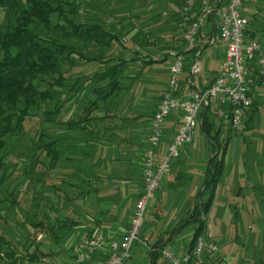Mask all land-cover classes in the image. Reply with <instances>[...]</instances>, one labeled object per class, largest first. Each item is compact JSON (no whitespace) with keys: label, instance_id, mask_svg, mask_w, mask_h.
Returning <instances> with one entry per match:
<instances>
[{"label":"trees","instance_id":"1","mask_svg":"<svg viewBox=\"0 0 264 264\" xmlns=\"http://www.w3.org/2000/svg\"><path fill=\"white\" fill-rule=\"evenodd\" d=\"M92 1L0 0V148L4 147V142L1 141L4 137L23 131L33 112L53 101L55 94L51 93V89L58 90V93L66 89L68 96L65 93L60 94L53 109L42 113L45 117L43 121L79 131L82 136L50 135V142L38 146L45 152L44 158H39L38 161L34 153L31 162L35 165L38 162L42 164L44 172L55 170L63 160L85 163L86 166L82 169L84 175L80 172L77 174L85 184L102 180L100 170L107 166L103 160H96V145L105 136L107 138V134L114 129L104 132L99 128V122L115 118V110L121 106L117 101L118 96L128 92L137 83L144 68L156 63L150 54L145 58L139 48L145 50L160 43L158 40H151L147 35L144 21L136 24L132 19L126 18L125 22L116 15L121 12L120 9L132 14L133 5L138 0H116L117 7L114 9L108 7L110 0H103L101 7L93 6ZM222 1L215 0L214 6L219 7ZM197 2L195 12H200L202 0ZM162 3L163 0H156L153 6H161ZM176 5L178 8L181 6L180 0H177ZM172 14L181 16L182 13L177 11ZM213 15L214 13L211 14ZM112 19L118 23H111ZM183 20L180 17L181 24L184 23ZM182 47L184 48L185 44ZM172 48L175 49V46ZM198 51L199 47L190 53L196 55ZM165 60L164 58L162 62ZM193 63L194 61L188 66L185 65L188 77L192 74ZM80 65L91 69L81 71L78 76L73 75L71 70ZM45 85L47 89H42ZM83 96L86 100L80 110L77 109L79 112L74 114L75 118L72 116L64 119V109L74 103L78 107ZM123 96L125 97L122 95V98ZM101 110L105 111V114L97 113ZM209 113L205 110L201 114L202 132L213 145L205 180L196 196V205L169 238L181 232L186 225H195L187 251L195 246L199 238H204L202 236L206 215L215 201L217 188L225 170L226 145L223 153L219 154L216 149L220 147L221 133L216 129L213 134L215 125L209 120ZM113 132L111 135H114ZM45 135L47 133L41 130L40 139ZM90 144L92 145L84 147ZM47 158L49 164L45 162ZM5 159L6 154L0 156V170L5 168ZM10 178L4 169L0 176V186L6 184ZM21 195L22 190L19 197L0 198V264L44 263L63 247L60 234L74 224L69 219L56 220L58 223L51 220L48 217L49 210L46 212L44 206L40 209L44 219H16L13 212L21 206ZM204 197L205 202L202 201ZM41 204L42 200L40 207ZM39 234L43 235L42 237L48 235L49 239L57 242L56 246L45 245L41 239L39 241L36 238ZM204 240L216 244L212 239ZM163 241L153 243L151 264H156V252H161L166 247ZM43 247H48L51 251H44ZM217 252L219 251L206 249L205 264L207 258L211 259ZM261 262L264 264L263 259Z\"/></svg>","mask_w":264,"mask_h":264},{"label":"crops","instance_id":"2","mask_svg":"<svg viewBox=\"0 0 264 264\" xmlns=\"http://www.w3.org/2000/svg\"><path fill=\"white\" fill-rule=\"evenodd\" d=\"M211 1L215 2V0ZM228 1L229 0H223L222 4ZM241 13L249 20L246 32L247 40L258 42L264 49V0H259L258 3L254 5H245ZM218 36V18L216 15L206 16L198 38L199 51L196 55L190 52L187 54L186 65L188 66L190 62L194 61L192 74L188 77V70L185 68L178 87L175 90L176 94L181 95L191 89L204 90L214 83L226 58V49L217 39ZM157 66L158 65L154 68L155 74L158 73ZM168 91L169 87L160 92L161 96ZM251 96L253 105L247 110L244 117L243 132L241 134L246 135V142L251 141V145L254 148L258 147V168L254 172L250 171L251 169H249L246 164L247 158L242 157L240 163H238L237 170L235 172L231 171V176L227 179L226 190L224 189L226 195H223V190L219 191V186H222L223 183H219L217 188L219 197L218 202L221 205H225L228 212H237V210L246 212L248 219L241 214L238 217L235 216L236 218H233L234 220H229V218L226 220L222 219L220 221L221 225H219V227L216 226L215 230H211L210 236L217 244L220 243L222 245L229 241L228 237L231 234V228L235 226H238V228L245 226L249 227L251 230L249 235L252 236L253 231L257 234L259 241L256 244L250 239V244L247 246L248 249L245 247L247 252L244 258L240 252L238 254L239 259H244L243 264H253L254 257H256V248H258L257 256L259 257V264H263L261 260H264V78L259 79L252 88ZM160 100L152 104L154 110L147 117L138 110L134 112L135 115L134 113L130 115L129 112H124V108L120 106L115 110L116 115L114 122H112L113 119H105L99 122V128L104 132H108L109 129H114V132L110 131L107 134V138L105 136V138L100 140L96 145V160H103L107 165L101 168L99 175L108 181L107 185L115 182L118 186H93L95 182L92 184L86 183L87 186L82 191L84 200H80L77 203L79 205L77 208L78 210H82V207L83 209L87 207V209L90 208L92 212H87V210L84 209V211L79 214L80 216L72 217V222H74L72 227L60 234L63 247L58 249L59 252L54 254L52 258L45 261L43 260L44 263L40 264H65L69 260H72V247L87 237H94L101 233L107 241H121L124 238L135 209L136 199H138V196L144 189L141 168L144 154L148 147V138L151 133L150 122L161 102ZM180 123V114H173L166 120L164 124L166 134L164 137L165 140H163L158 151L160 157L173 140ZM201 124L202 118L199 120L198 124L200 129L196 133L197 145L199 147L198 151L195 150L194 146V149H189V152L193 154L187 156L185 155L187 149L184 148L182 155L174 162L171 173L164 179L165 184L169 185L171 188L177 187L176 182L183 185H186L188 182L190 183V187L187 188L186 194L182 193L186 196L187 204H189H186L187 206L181 209L183 219L194 208V205H196L194 200L204 183L210 160L209 158L211 156L210 152L212 151V146L207 144L208 140L201 130ZM225 124L226 123H224V125ZM112 132L114 135H111ZM256 132L259 134V137H256L258 139L257 144L253 141L255 138L252 137L253 133ZM91 145L92 144L84 145V147ZM254 152H256L255 149ZM107 178L109 179L107 180ZM112 192L116 194V197L111 196L110 198L104 197L102 199V194L106 193L110 195ZM129 201L133 202V207L131 212L126 215L127 212H125V207L126 203ZM97 206L100 208V212L96 211ZM113 208L114 210L110 213ZM184 210L185 213H183ZM182 220L179 219L176 222L162 221L155 225L157 228L154 230L152 228L155 226L146 228L147 225L145 224L142 235L146 236L150 243L164 240L163 244L166 243V247L171 248L179 254L184 253L187 251L190 244L186 247L174 243L177 241V237L181 236L182 231L175 233L171 239H169L171 235L167 237L169 234L168 228L172 226L171 230L173 232V227L175 226L176 228ZM63 237L65 238L64 240ZM141 241L139 243H143ZM251 243H253V245ZM143 244L144 247L142 251H146L147 254L148 252L151 254V252L154 251L149 250L148 245L145 243ZM220 244L219 249L221 247ZM109 251L108 245L105 244L91 257L89 264L102 263L108 258ZM138 251H140L138 247H135L133 249V255ZM217 260L218 262L215 263ZM131 261L132 260L127 262V264H131ZM210 261V264H223L224 262L217 254H215ZM238 262L240 261L236 260L237 264Z\"/></svg>","mask_w":264,"mask_h":264},{"label":"rangeland","instance_id":"3","mask_svg":"<svg viewBox=\"0 0 264 264\" xmlns=\"http://www.w3.org/2000/svg\"><path fill=\"white\" fill-rule=\"evenodd\" d=\"M186 1L187 0H180L181 6L178 8L176 5L177 0H163L161 6L160 5L153 6L156 0H138L135 1V5H133L134 10L132 11V14L126 13L125 9L122 10L120 9L119 11L121 12H118V14H116L121 18V20L124 19L125 22H126V18L128 20L132 19L133 21H135L136 24H139L141 21H144V27L145 29H147V35L150 36V38H152L151 40H158V42H160L158 45L155 44L154 46H151L149 49L142 50L141 48H139L140 52L143 53L142 55L145 56V58L146 56H148V54H150L153 56V59L155 60L156 63H154L150 67H146L143 69V74L141 78L137 81V83H135L131 87V89H129L128 92L127 91L125 93L123 92L122 95H125V97L123 96L124 99L122 98V95L118 96L117 101H119L120 102L119 105H121V107L124 108V112H129L130 115H133V113L136 110H138L140 113H143L145 117L149 116L154 110V108H152L154 107L152 104H154V102L157 100L159 101L160 98L162 99L163 97V95L161 96L160 92H162L163 90L169 87V71L171 67L169 52L174 50L179 51V49L184 44L186 46L184 35L187 30L188 24H186L185 20H183L184 16H182ZM205 1H207V3L212 8L215 7L214 6L215 2L211 0H205ZM121 2H125V0H121ZM92 3L94 4L93 6L98 5L101 7V5H103L104 2L103 0H93ZM108 7L111 9L116 8L117 7L116 0H110ZM172 11L174 13L180 11L182 14L181 16L180 14H172L173 13ZM194 13L201 14V9L200 12L198 10ZM137 15L140 16L139 20ZM180 17L184 21L183 24L180 23ZM110 21L111 23H118V21L114 19ZM172 40H174L173 41L174 43L172 42ZM167 45L168 47H166ZM173 46H175V49L172 48ZM136 48L138 47L136 46ZM182 48L181 50H183ZM164 58L166 60L163 63L162 60ZM156 65H158L157 66L158 75L154 73V68ZM90 69L91 68L85 67V65L84 66L80 65L71 71L73 75L78 76L81 73V71L84 70L86 71ZM52 81L53 80H51V82ZM42 89H47V85L43 86ZM51 93L55 94V98L53 99V101H50L46 107L41 106L39 109H36L29 118V120L26 122V126L23 131L15 133V135L13 136L4 137L1 140L2 142H4V147L0 148V156L6 154V159L3 161L5 164V168L0 170V176L3 170L6 169L8 175H10L11 178L6 184L0 186V198L3 199L11 196L13 198L19 197V192L22 190V195L19 198V200L21 201L20 203L21 206L17 207L18 209H16L15 212H13V215L15 216L16 219H20L21 217L23 218L28 217L34 221H38L39 219L42 218L44 219V217L42 216V212L40 210L43 206L45 207L46 212L47 210H49L48 217H50V219L53 221L67 220V219L72 220V217L80 216L79 214H81L84 211V209L87 210V212H92V210L90 208L87 209V207L84 209L82 207V210H78L77 208L79 207L77 203L80 200L82 201L84 200L82 191L87 186V184H85L82 181V178L79 179L77 177V174L79 172L81 174L83 173L84 170L82 169L86 166L85 163L68 162L63 160L59 162L55 170H52L51 172L47 170L46 172H44V167L42 164L38 162V164L35 165L31 162V158L33 157L34 153L38 161L39 158H44L45 152L43 151V149L41 150L40 148H38V146L39 145L41 146L43 143L50 142V135L53 137H57V136L59 137L66 134L72 137L82 136L81 132L79 131L77 132L74 130H69L67 127L44 123L43 120H45V117L42 116V113L45 112V110L47 109H51V110L53 109L56 100L58 101L57 97H60V94L65 93L68 96L66 89L61 90L60 93H58V90L51 89ZM85 100L86 97L83 96L80 100L81 104H78L79 108L75 103L71 104L70 106H67L64 109V111L66 112L64 113L65 115L63 116V118L69 119L72 116L73 117L76 116L74 114L79 112L77 111V109L80 110ZM103 112L104 111L101 110L100 112L98 111L97 113L103 115L104 114ZM208 117L209 120L213 122V124L215 125L213 134H215L216 129H219L221 133L220 147L216 149L217 152H219V154H222L224 147L226 145L225 170L223 173V177L220 181V183H223V185L219 186V191L223 190V195H226L225 187L228 181L227 179L231 176L230 174L231 171L235 172L237 170L238 163H240L242 157L247 158L246 164L248 165L249 169H251L250 171L254 172L255 170H257L258 160H259L258 158L259 149L258 147L254 148L251 145L252 144L251 141L246 142L245 139L246 135L241 134L243 130L241 132H236L231 130L232 128H230V126L223 119L217 117L211 112L208 114ZM201 118L202 117H200V120ZM112 122H114V119ZM224 123H226L227 125L226 124L224 125ZM199 129L200 128L198 125V127L195 130V135L193 137V140L187 143L183 147L181 155L183 153L184 148L187 149V151L185 152V155L187 156L193 154L189 152V149L191 148L194 149V146H195V150L198 151L199 147L197 145L198 141H197L196 133L199 131ZM41 130L47 133V135L43 136L42 139H40L39 137ZM165 136L166 134L164 135V137ZM227 137H229L230 139H227ZM252 137L255 138L253 139V141H255L257 144L258 139L256 137H259V134L257 132L253 133ZM163 140L165 139L163 138ZM207 144L213 147V145L209 140L207 141ZM254 149L256 150V152H254ZM40 155L43 156L41 157ZM210 155H212V151L210 152ZM45 162L49 164V159L48 158L45 159ZM233 162L235 163V165ZM27 172H29L28 175ZM30 172H32L33 174H30ZM164 181L165 180L162 181L160 189L156 192L154 199H152L148 205V210L146 213L147 217L142 227V234H143L144 226L148 219L149 220L148 223L146 224L147 225L146 228L155 226L162 221L176 222L179 219L182 220L183 216L181 215L182 213L181 209H184L185 206L189 205L187 204L186 196L182 194V193L186 194L187 188L190 187L189 182L186 185L179 184L176 182L177 187L171 188L169 185H166ZM107 182L108 181H106L105 178H103V180H99L98 182H95L93 186L96 185L106 186ZM110 185L111 187L118 186L117 184H115V182L110 183ZM110 185L107 186L109 187ZM115 195L116 194L113 192L110 195L104 193L101 195V197L103 199L104 197L107 198H110L111 196L116 197ZM140 195L138 196V199ZM216 195L217 196L215 198V201L213 202L209 212L206 215V225L202 236L206 239H212L210 236V232L211 230H215L216 226L219 227V225H221L220 221L222 219L226 220L227 218H229V220H234L233 218L238 217L240 214L243 215V217H246V219H248L247 213L241 210L240 211L237 210V212H228L226 210V206L223 204L221 205L218 202L219 200L218 191ZM39 199L42 200L43 203L41 204V207H40ZM138 199H136L135 209L137 206ZM205 200L206 197L202 199L203 202H205ZM194 201L196 204V198ZM132 203H133L132 201L126 203V207H125L126 208L125 212H127L126 215H128L131 212L133 207ZM114 208L111 209V211L109 210L110 213L112 212V210H114ZM96 211L100 212V208H98V206ZM183 213H185V210L183 211ZM156 228L157 227L155 226L152 229L154 230ZM171 228L172 226L168 228L169 234L167 237H169L172 233ZM173 228L174 231L175 226ZM194 228L195 225H186L182 230L181 236L177 237V241L174 243L175 244L178 243L186 247L189 246L192 240ZM250 232L251 230L249 227L245 226L238 228V226L237 227L235 226L234 228H231V234L228 237L229 241L226 244L221 245L219 243L221 246L219 249V244L216 243L219 251L217 252V256L221 257V260L224 261L223 264H237L236 260L240 261L238 262V264H243V260H244L243 258L247 252L245 250V247L246 249H248L247 246L250 244V239H252L253 242L256 244L259 241L257 234H255L252 231L253 234L251 236L249 235ZM42 236L43 235L39 234L36 235V238L39 241L40 239L43 240L45 245L47 244L49 246H54L55 244L56 246L57 242L49 239L48 235L45 234L44 237ZM64 239L65 238L63 237V240ZM141 240H142L141 242L148 245L149 250H153L152 245L155 242L150 243V241L146 238V236L143 235ZM143 243L135 244L134 248L138 247V250L140 251L136 252L132 256L131 264H151L152 253L154 251H152L151 254L149 252L147 254L146 251H142L144 247ZM251 244L253 245V243ZM43 249L44 251L47 252L51 251L48 249V247H43ZM156 253H158V259L156 261V264H163L162 256L160 255L161 252L158 251ZM239 253L243 255L242 259L241 258L239 259L238 256ZM211 254L212 253H210V255ZM257 255H258V248H256V257H254L253 264H259V257ZM212 257H214V255H212ZM218 260L215 261V263L218 262ZM210 262H211L210 258H207V264H210Z\"/></svg>","mask_w":264,"mask_h":264},{"label":"built area","instance_id":"4","mask_svg":"<svg viewBox=\"0 0 264 264\" xmlns=\"http://www.w3.org/2000/svg\"><path fill=\"white\" fill-rule=\"evenodd\" d=\"M259 0H229L219 7L201 2V14L194 13L198 3L187 0L184 6V20L188 27L184 35L183 50L169 52L171 67L169 91L166 92L152 116L151 133L142 164L144 182L135 212L121 241H107L103 234L87 237L72 247L73 259L65 264H89L91 257L105 244L109 247L108 258L100 264H127L132 258L133 248L142 239V227L147 217L148 205L160 189L162 181L171 173L174 162L181 156L183 147L193 140L201 114L208 110L223 119L233 131L243 130L244 117L252 107V88L264 78V49L255 41L247 40L249 20L241 13L245 5H254ZM214 13L218 18L217 39L226 49V58L214 83L204 89H191L176 94L185 70L187 54L198 48V38L206 16ZM173 114H180L179 128L160 157L158 151L165 135L164 124ZM218 251L215 243L199 238L195 246L178 254L170 248H163V264H205V250Z\"/></svg>","mask_w":264,"mask_h":264},{"label":"water","instance_id":"5","mask_svg":"<svg viewBox=\"0 0 264 264\" xmlns=\"http://www.w3.org/2000/svg\"><path fill=\"white\" fill-rule=\"evenodd\" d=\"M203 217H205V215Z\"/></svg>","mask_w":264,"mask_h":264}]
</instances>
